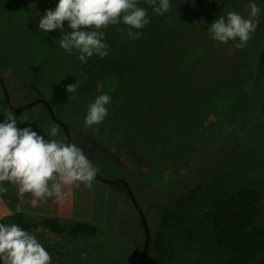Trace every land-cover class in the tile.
<instances>
[{
    "label": "rangeland",
    "instance_id": "1",
    "mask_svg": "<svg viewBox=\"0 0 264 264\" xmlns=\"http://www.w3.org/2000/svg\"><path fill=\"white\" fill-rule=\"evenodd\" d=\"M58 3L0 0V72H11L20 79L10 77L8 81L13 103L22 107L46 98L72 130V143L83 149L103 177L130 180L145 203L147 194L159 197L172 192L177 187L172 181L174 173L190 172L225 147L250 110L258 56L264 46V0H170V11L163 16H156L140 0L151 23L137 40L127 39L126 33L122 36L118 28L123 25L109 26L105 30L109 54L88 60L98 66L92 73L84 72L78 53L68 54L60 48L61 35L69 31L67 23L65 33L47 34L39 29L40 19ZM250 3L257 4L260 14L257 30L245 48L235 47L238 40L222 44L210 38L208 29L216 19L230 11L248 17ZM76 82V99H69L67 85ZM30 86L40 95L30 90L22 98ZM105 93L112 100L108 117L99 132L86 129L88 105ZM240 139L244 154L230 158L208 179L207 195L226 197L255 188L261 200L260 223H264V91ZM110 155L113 162H109ZM69 189L72 196L63 202L65 208L58 213L62 217H56L64 223L91 222L99 233L74 240L43 228V219L30 214L26 217L35 225L31 233L43 246L77 249L85 243L111 241L122 228L130 237L132 232H141L131 199L110 184L95 178L92 190L83 185ZM153 200L152 207L144 204L146 210L141 208L154 235L163 234L166 254H177L163 264H228L227 252L214 251L208 240L201 255L198 247L183 249L182 234L168 240V216L162 218ZM125 245L129 252L138 253L137 240L118 243ZM49 254L51 264H115V258L86 251ZM117 258L118 264H137L123 255Z\"/></svg>",
    "mask_w": 264,
    "mask_h": 264
},
{
    "label": "clouds",
    "instance_id": "2",
    "mask_svg": "<svg viewBox=\"0 0 264 264\" xmlns=\"http://www.w3.org/2000/svg\"><path fill=\"white\" fill-rule=\"evenodd\" d=\"M156 16L170 11V0H144ZM249 16L235 11L220 16L209 27L210 38L218 43L239 41L235 47L243 49L258 27L260 8L248 6ZM65 23L69 31L65 33ZM148 9L140 0H59L55 9L46 11L39 21L41 32L59 30V46L68 54L78 53L81 63L87 64L93 56L103 59L109 54L105 30L118 26L122 36L137 40L141 30L149 25ZM78 84L67 85L69 99H76ZM112 102L107 93L101 94L87 108L84 127L99 132L109 115ZM59 129L53 126L45 138L32 127L18 126L16 116L9 112L0 122V191H6L5 182L16 186L23 198L31 194L33 201L54 198L63 200L66 187L80 185L94 187L98 168L75 143L55 139ZM52 137V138H49ZM21 209L17 208V212ZM0 261L2 264H51L52 257L38 238L17 224L0 223Z\"/></svg>",
    "mask_w": 264,
    "mask_h": 264
},
{
    "label": "trees",
    "instance_id": "3",
    "mask_svg": "<svg viewBox=\"0 0 264 264\" xmlns=\"http://www.w3.org/2000/svg\"><path fill=\"white\" fill-rule=\"evenodd\" d=\"M97 69L98 66L91 62L83 64L85 73H92ZM0 75L5 81L7 88L10 77L17 80L19 79L11 72H7L6 74L0 72ZM8 89L13 100L14 96L10 88ZM30 90H34L40 95L39 90L35 86H30L26 88L22 98L25 96L26 91ZM263 91L264 46L261 48L258 56L250 110L243 116L242 121L238 124L239 126L234 128L236 130L232 133V137L227 140L225 147H220L215 150L207 159L190 172L174 173L172 181L177 183V187L171 188L172 185L169 183V187L173 189V191L166 195L152 197L147 194L145 199H147L148 202L145 203L140 199L136 191H133L144 211L146 210V204L150 207L153 206L154 203H151V201L154 199L153 202H155V205L158 204L156 210L161 213L162 218L167 214V222H169V225H167V230L169 231L167 239L173 240L182 234V247L184 250H192L198 247L200 250L199 255H201L204 242L208 240L214 251L224 250L227 252L228 264H264V223H260L261 200L258 190L255 188H245L230 193V195L226 197L215 198H213V195L208 197L206 190L207 181L211 176L218 174L221 169L229 163L230 158H239L240 155L244 154L245 148L240 147L242 142L240 138L251 122L256 107L262 98ZM9 112L16 116L19 127H32L38 134L44 135L46 139H48L46 134H48L50 129L53 126L57 127L59 133L55 139L67 143L65 129L61 124L52 119L44 103L28 108L22 112L12 111L6 102L4 91L0 84V122H3ZM69 130L72 135V130L70 128ZM111 148L115 147L112 146ZM110 161L113 162L111 155L109 158V162ZM99 173L103 176L100 171ZM127 181L133 189V183L130 182V180ZM110 186L114 190L121 193L123 192L129 197L124 183L117 182L110 184ZM134 209L138 217L137 221L141 231L139 234L132 232L130 237L129 234L125 235L122 232V228L119 230L118 236L116 234V237H113L111 241L107 242L85 243L83 247L77 249L72 247L67 249L52 246L44 247L49 253L60 255L82 251L91 252L108 258H115L113 261L115 264H118L119 258L117 257L123 255L127 261L130 260V262L141 264V251L144 245L145 232L138 210L135 206ZM0 223L7 225L15 223L29 232L35 227V225L28 221L26 215L22 212H16L7 216L2 219ZM175 224L180 225L177 226ZM40 225L58 235H68L74 240L80 237H95L99 233V228L91 222L77 221L74 223H64L59 217L44 218L40 222ZM150 235L151 240L146 252V264H163L164 260L167 258L177 255L174 251L170 255L166 254V242L162 237L163 234L155 236L153 229L150 227ZM131 239L137 240L139 244L138 253L136 254L129 252L130 249H128L126 245L123 247L118 246V243ZM178 241L180 242L181 240ZM192 244H194L195 247L192 248ZM163 248L165 249L164 253L161 252Z\"/></svg>",
    "mask_w": 264,
    "mask_h": 264
},
{
    "label": "crops",
    "instance_id": "4",
    "mask_svg": "<svg viewBox=\"0 0 264 264\" xmlns=\"http://www.w3.org/2000/svg\"><path fill=\"white\" fill-rule=\"evenodd\" d=\"M6 191H0V221L7 216H10L17 212V208L26 216L33 214L38 219H44L47 217H62L58 213L60 210H64L65 204L63 203L67 197L72 196L69 189L64 191L67 193L66 197L60 202H56L54 198L47 199L46 201H33L31 194H25L21 198L18 188L7 182H5ZM58 211V212H57ZM30 217V216H29Z\"/></svg>",
    "mask_w": 264,
    "mask_h": 264
},
{
    "label": "water",
    "instance_id": "5",
    "mask_svg": "<svg viewBox=\"0 0 264 264\" xmlns=\"http://www.w3.org/2000/svg\"><path fill=\"white\" fill-rule=\"evenodd\" d=\"M0 84L3 88V91H4V95H5V99H6V102L9 106V108L12 110V111H16V112H22L28 108H31L39 103H44L47 107V109L49 110L50 112V115L52 117V119L61 124L62 127L65 129L66 131V134H67V143H72V135H71V132L68 128V126L66 125V123L61 120L54 108L52 107V105L49 103V101L44 98V97H40L39 99L33 101V102H30L22 107H17L14 105L13 101H12V98H11V95H10V92H9V89L7 88L6 84H5V81L3 80V78L1 77L0 75ZM96 178L106 184H113V183H117V182H122L126 185V188H127V191H128V195L131 199V201L133 202L134 206L137 208L138 210V213L142 219V222H143V225H144V232H145V240H144V245H143V248H142V251H141V264H146V252L149 248V245H150V240H151V235H150V227H149V223H148V220H147V217L143 211V209L141 208L139 202L137 201L135 195H134V192H133V189L130 185V183L124 179V178H121V179H114V180H109V179H106L105 177H103L99 171L96 175Z\"/></svg>",
    "mask_w": 264,
    "mask_h": 264
}]
</instances>
